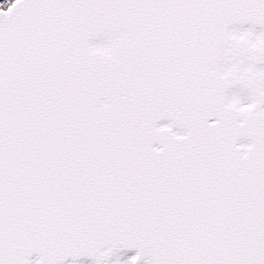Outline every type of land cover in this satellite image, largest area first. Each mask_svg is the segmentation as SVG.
Here are the masks:
<instances>
[{"label": "snow or ice", "instance_id": "snow-or-ice-1", "mask_svg": "<svg viewBox=\"0 0 264 264\" xmlns=\"http://www.w3.org/2000/svg\"><path fill=\"white\" fill-rule=\"evenodd\" d=\"M0 264H264V0H0Z\"/></svg>", "mask_w": 264, "mask_h": 264}]
</instances>
